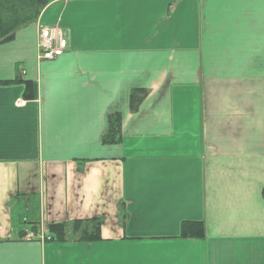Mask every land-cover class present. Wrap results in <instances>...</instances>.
I'll use <instances>...</instances> for the list:
<instances>
[{
  "label": "crops",
  "instance_id": "0c3cea01",
  "mask_svg": "<svg viewBox=\"0 0 264 264\" xmlns=\"http://www.w3.org/2000/svg\"><path fill=\"white\" fill-rule=\"evenodd\" d=\"M91 218L92 244L26 238ZM0 264H264V0H54L0 44Z\"/></svg>",
  "mask_w": 264,
  "mask_h": 264
},
{
  "label": "trees",
  "instance_id": "16d2710c",
  "mask_svg": "<svg viewBox=\"0 0 264 264\" xmlns=\"http://www.w3.org/2000/svg\"><path fill=\"white\" fill-rule=\"evenodd\" d=\"M54 0H0V44L11 41L22 27L34 23L40 13ZM32 85H24V97L31 98ZM147 96L144 89H135L129 97L130 111L135 112ZM121 118L119 114L108 117V131L103 144L112 145L120 140ZM99 218L76 220L70 223L51 224L48 226V240L56 243L92 244L100 241ZM181 239H203L202 222H183L179 227Z\"/></svg>",
  "mask_w": 264,
  "mask_h": 264
},
{
  "label": "built area",
  "instance_id": "2783aa9c",
  "mask_svg": "<svg viewBox=\"0 0 264 264\" xmlns=\"http://www.w3.org/2000/svg\"><path fill=\"white\" fill-rule=\"evenodd\" d=\"M37 35L38 61H51L64 54L67 48V40L58 26L46 27L37 25ZM37 237L41 241L45 239L41 233L38 236L30 232L26 235L28 240H34Z\"/></svg>",
  "mask_w": 264,
  "mask_h": 264
}]
</instances>
